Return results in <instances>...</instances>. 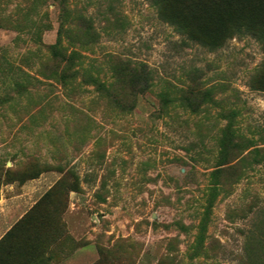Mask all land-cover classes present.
<instances>
[{"label":"rangeland","instance_id":"1","mask_svg":"<svg viewBox=\"0 0 264 264\" xmlns=\"http://www.w3.org/2000/svg\"><path fill=\"white\" fill-rule=\"evenodd\" d=\"M65 7L0 0V199L24 200L0 264H264V37L211 47L152 0ZM126 63L150 79L129 107L101 87L133 86Z\"/></svg>","mask_w":264,"mask_h":264},{"label":"trees","instance_id":"2","mask_svg":"<svg viewBox=\"0 0 264 264\" xmlns=\"http://www.w3.org/2000/svg\"><path fill=\"white\" fill-rule=\"evenodd\" d=\"M63 13L66 11L65 0H57ZM159 8L162 17L172 21L181 32L202 44L219 47L232 34L241 31L264 37V0H152ZM52 50L55 46L50 47ZM55 57L66 65L74 61V55L66 57L63 51H53ZM133 73L130 80L133 86L123 82L120 86L101 83L104 91L109 92L115 101L123 107L132 105L131 98L136 93H144L150 87L148 68L145 65L131 66L123 64ZM131 83V81H130ZM253 86L264 91V67L255 76ZM204 93L194 87L187 91V102H197ZM166 101V99H164Z\"/></svg>","mask_w":264,"mask_h":264},{"label":"crops","instance_id":"3","mask_svg":"<svg viewBox=\"0 0 264 264\" xmlns=\"http://www.w3.org/2000/svg\"><path fill=\"white\" fill-rule=\"evenodd\" d=\"M23 202L22 196H12L11 198H7L5 195L2 196L0 199V233L22 212L21 203ZM17 203H20L18 207L15 205Z\"/></svg>","mask_w":264,"mask_h":264}]
</instances>
